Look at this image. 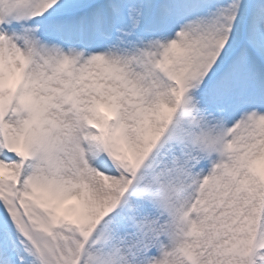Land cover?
Instances as JSON below:
<instances>
[{
  "label": "snow or ice",
  "instance_id": "snow-or-ice-1",
  "mask_svg": "<svg viewBox=\"0 0 264 264\" xmlns=\"http://www.w3.org/2000/svg\"><path fill=\"white\" fill-rule=\"evenodd\" d=\"M0 264H264V0H0Z\"/></svg>",
  "mask_w": 264,
  "mask_h": 264
}]
</instances>
